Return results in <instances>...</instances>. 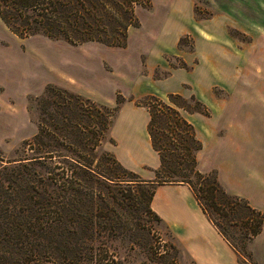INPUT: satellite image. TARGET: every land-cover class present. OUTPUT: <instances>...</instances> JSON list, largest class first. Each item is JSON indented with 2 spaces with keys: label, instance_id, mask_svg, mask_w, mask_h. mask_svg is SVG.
I'll list each match as a JSON object with an SVG mask.
<instances>
[{
  "label": "trees",
  "instance_id": "trees-1",
  "mask_svg": "<svg viewBox=\"0 0 264 264\" xmlns=\"http://www.w3.org/2000/svg\"><path fill=\"white\" fill-rule=\"evenodd\" d=\"M151 5V0H0V18L21 39L40 35L73 46L95 42L126 48L130 29L140 27L136 8ZM179 66L189 69L184 62ZM50 94L56 97L40 109L48 119L40 118L38 133L24 141L28 154L1 160L0 264H122L108 249L95 247L106 237L103 230L113 221L111 212L118 210L109 207V195L95 185L117 182L97 159L96 150L125 102L117 98L115 107L102 106L54 85L36 99L41 103ZM167 98L170 103L154 95L136 103L150 112L149 133L161 159L156 180L148 182L154 190L147 207L162 221L151 207L155 188L189 185L203 212L238 255L239 264H257L249 246L264 231V213L227 193L216 173L198 170L197 154L203 145L180 112L210 116V110L195 96L187 99L171 93ZM191 102L196 107H189ZM163 121L170 129L159 131L171 135L160 145L163 138L157 137L156 127Z\"/></svg>",
  "mask_w": 264,
  "mask_h": 264
},
{
  "label": "crops",
  "instance_id": "crops-1",
  "mask_svg": "<svg viewBox=\"0 0 264 264\" xmlns=\"http://www.w3.org/2000/svg\"><path fill=\"white\" fill-rule=\"evenodd\" d=\"M151 1L149 9L141 8L153 12L155 17H160L153 19V22L166 32V36L156 49H140L138 54L142 74L146 73V66L149 68L148 78L153 83L156 81L165 84L184 71H195L202 77V30L218 26L221 31H227L229 27L238 31H250L252 22L249 23V16H254L256 8V0H203V3L202 0ZM202 4L212 12V18H197V10L202 13ZM188 34L194 35L197 62H194L195 57H187L179 48L180 39ZM35 38L45 48L41 58V73L32 74L31 68L24 62L16 68H7V80L0 82V95L8 101L7 106L0 105L7 108V111H0V118L7 121L3 123L4 126H9L12 120L14 122L15 117L23 121L24 125H30L29 98L42 96L49 85L68 90L98 105L110 106L96 93L94 60L72 56L75 53L84 55L89 47L101 45L94 46L90 42L73 46L44 36ZM262 38L264 45V34ZM227 42L234 44L231 39H227ZM0 43L5 44L3 40ZM179 56H182V62L189 69L191 67V70L169 62L170 57ZM239 60L241 59L233 56H221L217 59L214 71L223 87L233 88L239 78ZM152 61L154 64L151 66ZM253 62L252 60L251 63ZM102 63L106 62L101 60L100 65ZM158 67L168 70V74L163 78L156 77L155 71ZM181 85L185 91L147 90L137 93L133 98L149 95L163 98L171 93H182V96H196L202 101L201 86L185 82ZM208 109L210 116L181 111L182 116L194 126L196 137L203 145L197 154L198 170L203 174L216 173L219 183L227 193L245 199L254 209L264 213V107ZM150 120L147 108L132 102L124 103L110 128V143L104 144V148L125 169L146 181L156 180V172L161 166L160 156L153 148L149 133ZM37 133L38 128L30 132L28 127L20 136V141L31 139ZM151 207L169 230L173 243L193 264H239L238 255L203 212L189 185H158ZM249 250L257 264H264V231L250 244Z\"/></svg>",
  "mask_w": 264,
  "mask_h": 264
},
{
  "label": "rangeland",
  "instance_id": "rangeland-1",
  "mask_svg": "<svg viewBox=\"0 0 264 264\" xmlns=\"http://www.w3.org/2000/svg\"><path fill=\"white\" fill-rule=\"evenodd\" d=\"M255 3V14L249 16V23L252 22L250 31H238L231 27L227 31H221L218 26L202 30V77L195 71H184L165 84L156 81L153 83V80L148 78L149 68H146V66V73L142 74L138 51L140 49H156L158 45H161V41L165 39L166 32L153 22V19H159L160 17H155L153 12L142 10L141 7L136 8L140 27L130 29L126 48H112L93 42L94 46H101L89 47V51H86L84 55L75 53L76 55L72 56L94 60L96 93L110 105L108 107H115L117 98L121 101L124 100L125 103L132 102L136 104L143 98H133V96L136 97L137 93H144L147 90H157L158 92H165L166 90L185 91L186 89L181 85L182 82L202 87V103L206 107H264V45L262 38L264 34V0H256ZM197 12L198 19H210L213 16L212 12L203 4L202 13L199 10ZM35 37L42 36L19 38L7 28L0 18V41L5 42L3 45L0 43L1 83L7 80V68H16L18 64L21 65L24 62L31 68L32 74L39 75L41 73V58L45 48L37 42L38 40ZM227 39L234 40V44L227 42ZM179 43V48L186 53V56L195 57L194 62H197V56L194 54L196 51L194 35L182 36ZM221 56H233L241 59L238 63L239 80L236 79L233 88L223 87L221 81L216 78L214 66ZM101 60L106 62L102 63V66L100 65ZM182 60V56H179V58L170 57L169 62L179 66ZM252 60L253 63H251ZM153 64L152 61L150 65ZM189 70H191V67ZM167 74L168 70L162 67H158L155 71V76L159 78H163ZM185 87L189 88L188 85H185ZM119 94L122 96H118ZM191 95L193 94L191 93ZM50 97L54 98L56 96L50 94L41 103L37 101L35 96L29 98L30 125L28 126L24 125V122L20 119L17 120V117H15L14 122L11 121L9 126H4L3 123L7 121L4 120L5 118H0V166L4 164L1 160L5 162L19 160L28 154L24 145L26 139L20 141V136L28 130V127L30 132L36 130L40 118L48 119L46 115H42L40 109L43 105H47ZM184 97L190 99L192 96ZM196 98L198 99V97ZM162 99L170 103L167 96ZM7 102L4 96L0 95V105L7 106ZM188 105L192 108L196 107L193 102ZM2 109L7 111L6 107H0V111ZM9 112L11 113V110ZM164 121H167V119L164 118ZM164 121L162 125L156 127L157 137L163 138L160 140V145L164 140L169 141L167 135L169 137L171 135L167 131L165 133L159 131L160 128L170 129V126ZM109 143L110 136L106 132L101 146L96 150L97 159L101 158L100 162L109 167L108 169L112 172L107 171V173H112L117 182L111 183L108 187L98 183L95 186H99L106 191V194L110 197L109 207L113 205L118 210L111 212L110 217H113V221L110 225L105 226V230H103L106 237L97 242L95 247L108 249L122 264H193L189 257L173 243L170 232L162 221H159L147 207L154 186L131 171L126 170L128 173H125V170L116 163L113 155L104 148V144ZM169 147L172 148V145ZM104 152L107 155L103 159L101 156ZM48 165H51L50 162H48ZM122 180L128 181L124 182ZM106 207H108V204H106ZM171 244L176 249L172 248ZM48 263L51 262L45 264Z\"/></svg>",
  "mask_w": 264,
  "mask_h": 264
}]
</instances>
